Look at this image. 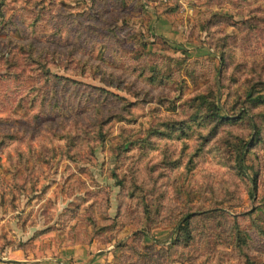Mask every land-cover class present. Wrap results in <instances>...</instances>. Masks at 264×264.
<instances>
[{
	"label": "rangeland",
	"instance_id": "374dc122",
	"mask_svg": "<svg viewBox=\"0 0 264 264\" xmlns=\"http://www.w3.org/2000/svg\"><path fill=\"white\" fill-rule=\"evenodd\" d=\"M0 257L264 264V0H0Z\"/></svg>",
	"mask_w": 264,
	"mask_h": 264
},
{
	"label": "built area",
	"instance_id": "2783aa9c",
	"mask_svg": "<svg viewBox=\"0 0 264 264\" xmlns=\"http://www.w3.org/2000/svg\"><path fill=\"white\" fill-rule=\"evenodd\" d=\"M161 3H167V4H175V3H183L185 0H159Z\"/></svg>",
	"mask_w": 264,
	"mask_h": 264
},
{
	"label": "trees",
	"instance_id": "16d2710c",
	"mask_svg": "<svg viewBox=\"0 0 264 264\" xmlns=\"http://www.w3.org/2000/svg\"><path fill=\"white\" fill-rule=\"evenodd\" d=\"M241 155V154H240ZM190 214L188 213V214H186L185 216H184V218L187 220L190 216H189Z\"/></svg>",
	"mask_w": 264,
	"mask_h": 264
},
{
	"label": "crops",
	"instance_id": "0c3cea01",
	"mask_svg": "<svg viewBox=\"0 0 264 264\" xmlns=\"http://www.w3.org/2000/svg\"><path fill=\"white\" fill-rule=\"evenodd\" d=\"M2 257H0V259H1ZM0 264H1V262H0Z\"/></svg>",
	"mask_w": 264,
	"mask_h": 264
}]
</instances>
